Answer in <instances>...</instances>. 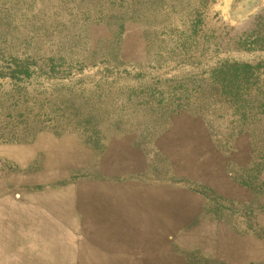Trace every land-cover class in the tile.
Listing matches in <instances>:
<instances>
[{
  "label": "rangeland",
  "instance_id": "obj_1",
  "mask_svg": "<svg viewBox=\"0 0 264 264\" xmlns=\"http://www.w3.org/2000/svg\"><path fill=\"white\" fill-rule=\"evenodd\" d=\"M0 264H264V0H0Z\"/></svg>",
  "mask_w": 264,
  "mask_h": 264
}]
</instances>
